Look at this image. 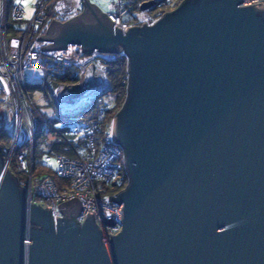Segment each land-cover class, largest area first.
Instances as JSON below:
<instances>
[{
	"label": "water",
	"instance_id": "95a60500",
	"mask_svg": "<svg viewBox=\"0 0 264 264\" xmlns=\"http://www.w3.org/2000/svg\"><path fill=\"white\" fill-rule=\"evenodd\" d=\"M242 3L184 0L126 30L90 0L53 19L42 51L128 60L111 129L129 179L109 197L123 205L122 230L104 244L92 213L82 225L54 221L52 207L27 201L0 148V264H264V4ZM89 97L77 91L69 105ZM74 204L79 217L77 198L58 207L72 214Z\"/></svg>",
	"mask_w": 264,
	"mask_h": 264
},
{
	"label": "built area",
	"instance_id": "2783aa9c",
	"mask_svg": "<svg viewBox=\"0 0 264 264\" xmlns=\"http://www.w3.org/2000/svg\"><path fill=\"white\" fill-rule=\"evenodd\" d=\"M23 1L3 0L0 16V96H3V102L10 108L12 119V127L0 123V128L4 127L11 136L10 144L3 145L1 150L9 168L15 162L17 172L24 173V178H17L26 190L29 203L44 209L52 207L53 220L57 221L56 217H62L58 205L74 198L79 199L84 209L78 217V222L81 225L84 224L88 214L92 213L96 225L103 232V243L109 244L113 239L112 236L119 234L122 230L121 211L123 209V205L113 201L111 206L109 197H115L121 192V187L127 185L124 151L112 140L113 120L110 131L106 134H101V122L105 117L103 113L86 123L83 136L86 149L84 153L76 157L47 153L41 160H36L34 156L37 133L35 104L30 105L27 102L28 98L26 99L22 89L21 80L24 79V72L30 68L42 70L45 78L50 60L54 64L76 67L80 72L77 83H61L55 90L46 86L48 93L51 97L53 94L52 98L56 100L54 103L50 101L52 109L57 111L59 107L70 106L69 101L76 93L75 87L86 85L88 80L105 81L99 84L96 92L89 97L91 100L97 99L105 92V83H110L107 64L121 58H125L128 62L127 57L124 53L85 54L80 46L72 45L62 51H42L46 43L37 40L40 37L38 32L45 23L46 9L56 0H39L36 5L37 12L30 21L26 20V8ZM260 3L264 4V0H243L242 6ZM128 5L129 0H112L110 3L106 14L116 27L126 30L127 27L132 28L141 24L152 25L156 22L149 23L153 18L149 10L141 12L140 15L128 16ZM127 17L129 19H126ZM10 25L18 32H9ZM75 55L77 58L74 59ZM90 66H95V70L91 76H88ZM61 95L65 101L60 99ZM38 164L47 169L45 173H34ZM110 221L113 225L108 224Z\"/></svg>",
	"mask_w": 264,
	"mask_h": 264
},
{
	"label": "trees",
	"instance_id": "16d2710c",
	"mask_svg": "<svg viewBox=\"0 0 264 264\" xmlns=\"http://www.w3.org/2000/svg\"><path fill=\"white\" fill-rule=\"evenodd\" d=\"M143 0H136L133 4V11L138 7V4ZM163 3V2H162ZM183 4L180 3L178 7ZM177 7V8H178ZM176 8V9H177ZM140 13V7L137 10ZM14 31L15 33L18 31L14 30V27L10 25L9 32ZM51 61V60H50ZM48 61L49 68L48 72H46L45 82L42 86L36 87L34 85H27L26 87L33 90L34 92L40 91L41 93H48V88L46 86H50L52 90L58 88L61 83H77L79 80V70L76 67L72 66H63L61 64H54ZM109 69V80L113 84V95L116 97L112 102V106L105 102V98L108 96L107 93L102 94L98 97L92 105H88L85 109L78 112L77 118L80 123H83L84 126L90 120L98 117L99 114L103 113L105 117L101 122V134L109 133L110 125L115 116L124 108L127 97H128V64L125 58H121L116 62H112L107 64ZM44 88V89H43ZM43 89V90H42ZM100 99L101 101H97ZM35 118L37 119V133L35 135V151L34 156L36 160H41L43 155L49 154H65L69 157H76L80 153H84L86 150L84 148V140L82 142V148L80 149L79 144L77 145L74 142V131L71 129H58L53 125V119H51L47 114L43 113L39 106L35 105L34 110ZM61 119V115L59 116ZM58 118V120H60ZM47 131L53 136L49 137L47 135ZM70 132V133H69ZM72 135V136H71ZM11 140L10 134L6 131L4 127L0 128V148L3 145H9ZM44 144L45 148H40ZM40 163V162H39ZM13 166V167H12ZM10 166L13 174L22 178L20 174L17 172L15 165ZM38 171L37 174H40L42 171H46L47 169L43 168L40 164L37 166ZM127 183L129 182L128 176H126ZM125 188L126 186H122ZM121 187V191L124 189Z\"/></svg>",
	"mask_w": 264,
	"mask_h": 264
},
{
	"label": "rangeland",
	"instance_id": "374dc122",
	"mask_svg": "<svg viewBox=\"0 0 264 264\" xmlns=\"http://www.w3.org/2000/svg\"><path fill=\"white\" fill-rule=\"evenodd\" d=\"M38 1L39 0H24L23 1V4L26 8V20L30 21L35 16V14L37 12L36 8H38V6L36 7ZM90 1L92 4L98 6L103 13H106L109 11V5L112 2V0H90ZM144 1H147V0H144ZM183 1L184 0H163L162 1L163 4L158 7L157 13L152 14L156 19L149 21V23H154L155 21L157 22L165 13H168V12L175 10L178 7V5L180 3H182ZM132 2H134V0H129L128 16H130L131 14L133 16H136L137 14L140 15V13L137 10L141 6L143 1L138 4V7L135 8V11H133V9H132L133 4H134L133 3L131 5ZM83 3H85V0H56L53 3H51L48 6V8L46 9L47 14L45 16V23L43 24V26L40 28V30L38 32L39 36L46 35L53 19H55L58 22H66L70 19H73V18L81 15V13H83L84 7H85ZM2 10H3V0H0V16H1ZM7 12L9 13V9ZM126 19H129V17H127ZM142 25H144V24H141V26ZM0 58H1V54H0ZM44 82H45V78H44V72L42 70L30 68L29 70H26L24 72V79L21 80V84H22V89H23L24 93L26 94V99L28 98L27 102H29L30 105H32V103H34L36 106H39L41 108L42 112H45V114H47L51 119L54 120L53 125L56 128H58V129H67L68 128V130L71 129L72 131H74L75 132L73 134L74 135V142L77 145L79 144V146L81 145L80 146V149H81L82 148V142H83V141L81 142V140H83V138H84L83 136L85 134V126L83 123H80L76 114L78 112H80L81 110L85 109L92 102V100L90 98H83L72 106L59 107V108H57V111H54L52 109L51 102H50V101H53V103H54L56 101V100L54 101V99L52 98L53 94L51 97L50 93L45 94V93H41L40 91L34 92L33 90L26 87L27 85H34L36 87H40L44 84ZM104 89H105L104 90L105 92H103V93L108 94V96L105 98V102L110 105L109 107H111L112 102L116 98L112 93L113 84L111 82L105 83ZM96 90L93 93H95ZM27 93H28V97H27ZM93 93L89 92V95L91 96ZM60 115H61V119L59 118ZM58 118L60 120H58ZM0 123L8 125L9 127H12L10 108L3 102V96H0ZM47 135H49V137L53 136L48 131H47ZM40 148L46 149L47 147H45L44 144H42V146ZM13 164L16 165L15 162ZM15 168H16V166H15ZM37 171H38V168L35 169L34 173H37ZM43 172L44 171H42L41 173H43ZM19 174L21 177H23L24 173L22 172ZM127 185H128V183H127ZM127 185H126V187H127Z\"/></svg>",
	"mask_w": 264,
	"mask_h": 264
},
{
	"label": "bare ground",
	"instance_id": "6f19581e",
	"mask_svg": "<svg viewBox=\"0 0 264 264\" xmlns=\"http://www.w3.org/2000/svg\"><path fill=\"white\" fill-rule=\"evenodd\" d=\"M163 1V0H162ZM161 4V3H160ZM147 11V10H146ZM141 12H145V11H141L140 10V13ZM58 22V21H57ZM61 23H64V22H61ZM66 55V54H65ZM64 55V56H65ZM74 59L75 58H77V56L75 55L74 57H73ZM105 81L104 80H99V79H95L94 81H90V80H88L87 81V83H86V85H84L83 87H79V88H77L78 90H75L76 92L77 91H80V90H83L84 92H86V91H89V92H91V93H93L96 89H97V86L99 85V84H101V83H104ZM89 86V87H88Z\"/></svg>",
	"mask_w": 264,
	"mask_h": 264
},
{
	"label": "flooded vegetation",
	"instance_id": "af4514ba",
	"mask_svg": "<svg viewBox=\"0 0 264 264\" xmlns=\"http://www.w3.org/2000/svg\"><path fill=\"white\" fill-rule=\"evenodd\" d=\"M144 1V0H143ZM163 3L161 2V4H159L158 5V7L159 6H161ZM158 7H157V9H155L154 11H151L152 12V14H155V13H157V11H158ZM84 12V11H83ZM82 14V13H81ZM154 17V16H153ZM156 18L154 17V18H152V20H155ZM79 206H78V204H74L73 205V213L72 214H67V213H65L64 211L62 212V217H61V219H64V218H69V219H71V218H73V219H75L76 220V222H78L77 221V217H78V215H79Z\"/></svg>",
	"mask_w": 264,
	"mask_h": 264
},
{
	"label": "clouds",
	"instance_id": "9594fccd",
	"mask_svg": "<svg viewBox=\"0 0 264 264\" xmlns=\"http://www.w3.org/2000/svg\"><path fill=\"white\" fill-rule=\"evenodd\" d=\"M103 94H105V93H103ZM101 95H102V94H101ZM101 95H99L98 97H100ZM98 97H97V98H98ZM94 100H96V98H94V99L92 100V102H93Z\"/></svg>",
	"mask_w": 264,
	"mask_h": 264
}]
</instances>
